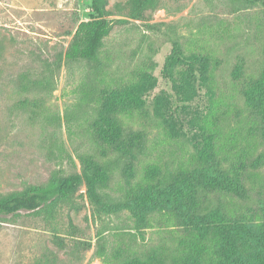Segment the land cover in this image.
Returning a JSON list of instances; mask_svg holds the SVG:
<instances>
[{
	"label": "rangeland",
	"instance_id": "1",
	"mask_svg": "<svg viewBox=\"0 0 264 264\" xmlns=\"http://www.w3.org/2000/svg\"><path fill=\"white\" fill-rule=\"evenodd\" d=\"M104 1L111 31L93 75L85 62L63 59L77 25L91 17V0H0V199L115 158L92 123L91 107L100 106L92 87L125 98L114 120L145 139L142 155L99 180V195L118 201L166 171L193 168L203 132H213L228 173L264 198V170L248 167L264 144L241 115L244 90L264 70V6L152 0L137 14L133 0ZM175 43L194 63L166 68ZM203 192L200 200L217 199L229 221L264 222L260 208L229 191ZM218 247L214 230L203 241L173 211L143 220L109 213L84 184L64 202L0 217V264H169L192 256L220 264Z\"/></svg>",
	"mask_w": 264,
	"mask_h": 264
},
{
	"label": "trees",
	"instance_id": "2",
	"mask_svg": "<svg viewBox=\"0 0 264 264\" xmlns=\"http://www.w3.org/2000/svg\"><path fill=\"white\" fill-rule=\"evenodd\" d=\"M151 1L133 0V9L141 14ZM248 1L264 6V0ZM90 13L88 21L77 25L63 59L66 62L83 61L90 66L93 75H96L101 66L98 51L111 31V21L107 18L104 0H91ZM186 60L194 63L193 57L183 58L179 45L175 43L173 53L166 61V68ZM92 92L100 101L98 108L91 107L92 123L101 138L113 146L115 158L105 163L84 166L78 174L52 178L45 188H34L0 199V217L33 212L44 206L64 202L84 184L90 200L109 213L127 211L136 219L143 220L156 210L173 211L181 223L192 228L203 241L214 230L219 238L220 264H264V222L254 227L229 221L217 199L200 200L207 188L223 189L247 206L260 208L264 221V198L250 195L242 180L228 173L222 158L215 152L214 139L217 134L213 132H203L201 147L197 150L198 162L193 168L180 172L166 171L147 189L118 201L99 195L96 192L99 180L109 170L121 167L123 161L135 160L142 155L145 139H141L137 133L121 130L114 120L113 114L124 104L125 98L104 90L98 91L95 87H92ZM92 101L93 99L89 100L88 104ZM241 115L246 119L244 129L253 133L264 144V70L260 78L244 90ZM248 167L251 170H264V150ZM246 247L251 250L242 252ZM202 263L201 256H192L182 262L172 257L169 264Z\"/></svg>",
	"mask_w": 264,
	"mask_h": 264
}]
</instances>
